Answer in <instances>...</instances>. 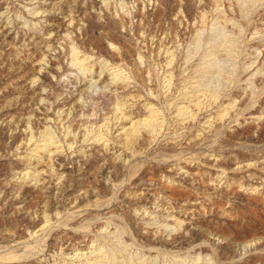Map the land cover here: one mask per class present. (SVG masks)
Segmentation results:
<instances>
[{"label": "rangeland", "instance_id": "1", "mask_svg": "<svg viewBox=\"0 0 264 264\" xmlns=\"http://www.w3.org/2000/svg\"><path fill=\"white\" fill-rule=\"evenodd\" d=\"M0 264H264V0H0Z\"/></svg>", "mask_w": 264, "mask_h": 264}]
</instances>
